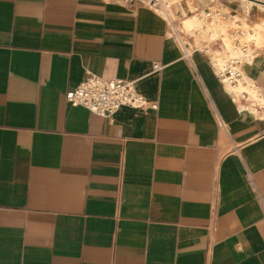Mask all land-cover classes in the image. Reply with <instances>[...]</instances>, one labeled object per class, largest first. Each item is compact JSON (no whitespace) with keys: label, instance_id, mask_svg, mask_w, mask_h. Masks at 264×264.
Instances as JSON below:
<instances>
[{"label":"crops","instance_id":"0c3cea01","mask_svg":"<svg viewBox=\"0 0 264 264\" xmlns=\"http://www.w3.org/2000/svg\"><path fill=\"white\" fill-rule=\"evenodd\" d=\"M179 1L0 0V264H264V17L234 98ZM88 73L148 104L66 102Z\"/></svg>","mask_w":264,"mask_h":264},{"label":"bare ground","instance_id":"6f19581e","mask_svg":"<svg viewBox=\"0 0 264 264\" xmlns=\"http://www.w3.org/2000/svg\"><path fill=\"white\" fill-rule=\"evenodd\" d=\"M173 1L174 0H162L163 3L162 9H154V10L162 14L163 16L168 17L167 12ZM235 1L242 7L243 14L241 15V18L244 17L245 20L247 18V12L249 11V8L252 4H257L259 9H264V0H253V1H258L259 3L251 2L249 0H235ZM207 20H210L211 22H216L220 20V17L218 14L210 15L208 13H202V12L195 13L193 15L191 14V16L185 17L181 20L180 30H182L183 32H191L192 28H195V30L199 31L200 33H205V32L211 33L215 40L217 39L222 40L225 43L223 44L221 42H212L211 44H215L216 46L213 47L204 46V48L206 49L207 52L210 53V56L213 57V67L215 72H220L223 71L224 69H229L231 71H238L240 76L235 80L234 83L230 82L229 79L224 75L221 77L225 89L234 98H237L239 95L243 93L244 90L249 92V89L247 88L249 83L246 82L247 75L244 74V71L241 69V65L243 62H246L245 64L250 63L253 58V52H254L253 46H257L260 39L258 30L259 28H261V24H260L261 22L256 23V21L252 20L250 24H248L250 30V34H249V30L246 27L238 26L237 23L234 24L235 22L232 21L231 23L228 24H231L233 26L232 29L236 33H234L233 30L231 33H228L225 29H223L222 34L218 35L215 31H213L214 29L213 24ZM236 41H239L237 45H236L237 43ZM242 43L247 44V46H249L246 50V53L241 51V48L238 47V46H242L241 45ZM234 61L239 63L234 64L233 63ZM242 87H244L245 89H242Z\"/></svg>","mask_w":264,"mask_h":264},{"label":"built area","instance_id":"2783aa9c","mask_svg":"<svg viewBox=\"0 0 264 264\" xmlns=\"http://www.w3.org/2000/svg\"><path fill=\"white\" fill-rule=\"evenodd\" d=\"M128 2H137L146 5L153 9H162V0H126ZM176 33V31H175ZM177 34V33H176ZM175 34L176 38L178 37ZM179 42V41H178ZM182 51L187 55L186 45L180 43ZM241 51L246 53L249 46L242 43ZM206 54L207 51L203 50ZM210 58V55L207 54ZM211 61V59H210ZM234 64L239 63L234 61ZM243 62L241 68L245 65ZM212 66L213 63L211 62ZM153 68L158 69V64H153ZM217 79L223 84L221 77L224 75L230 82L234 83L240 76L238 71L224 69L220 72H215ZM66 102L73 106H82L89 112L98 114L103 117H108L114 110L120 106H131L142 108L148 104L143 96L136 91L132 81L117 79V78H102L95 74L88 73L84 78L72 89H69L64 94ZM151 108H155V103H149Z\"/></svg>","mask_w":264,"mask_h":264},{"label":"rangeland","instance_id":"374dc122","mask_svg":"<svg viewBox=\"0 0 264 264\" xmlns=\"http://www.w3.org/2000/svg\"><path fill=\"white\" fill-rule=\"evenodd\" d=\"M249 1L259 3L258 1H253V0H249ZM178 7L183 9L184 13L187 15H191V14L193 15V14L199 13V12L208 13L210 15L218 14L220 19L225 21V23H223V25H227V22L230 20L229 18H232V20L237 19L238 22H236V23L243 25V26H246L247 24H250L249 20H256L258 15L264 17V9H259L257 4H252L249 8V11L247 12V18L245 17L246 20L244 19V17L241 18V15L243 14V10H242V7L235 0H180L178 3ZM238 17H239V19H238ZM227 19H229V20H227ZM207 21H209L210 23H214V22H211L210 20H207ZM173 24H174V22H173ZM225 30H227L228 33H231L233 30L232 25L228 24V26H225ZM233 32H234V30H233ZM234 33H236V32H234ZM261 34L264 37V29L261 31ZM200 40L201 41H199V42H195L192 37L186 38V41L191 42L192 46H195L197 48H201L203 50L205 49L203 46H206L207 44L210 47L216 46L215 44L210 45L205 38L200 37ZM236 42H237L236 43V45H237L239 43V41H236ZM262 44H264V39L262 41ZM206 48H208V47H206ZM207 54L210 55L209 52H207ZM210 59H211V62L213 63V57L212 56H210ZM241 69L244 71V67H242ZM242 89H245V88L242 87Z\"/></svg>","mask_w":264,"mask_h":264}]
</instances>
